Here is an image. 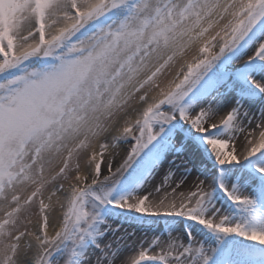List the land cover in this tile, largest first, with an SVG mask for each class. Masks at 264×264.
Instances as JSON below:
<instances>
[{
  "label": "snow or ice",
  "instance_id": "6c2138e0",
  "mask_svg": "<svg viewBox=\"0 0 264 264\" xmlns=\"http://www.w3.org/2000/svg\"><path fill=\"white\" fill-rule=\"evenodd\" d=\"M0 264H264V0H0Z\"/></svg>",
  "mask_w": 264,
  "mask_h": 264
},
{
  "label": "rangeland",
  "instance_id": "374dc122",
  "mask_svg": "<svg viewBox=\"0 0 264 264\" xmlns=\"http://www.w3.org/2000/svg\"><path fill=\"white\" fill-rule=\"evenodd\" d=\"M124 147H127V145H124ZM50 231H51V229H50Z\"/></svg>",
  "mask_w": 264,
  "mask_h": 264
}]
</instances>
